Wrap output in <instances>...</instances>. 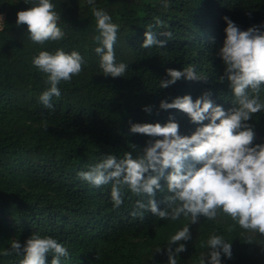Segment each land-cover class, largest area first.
<instances>
[{
    "label": "trees",
    "instance_id": "1",
    "mask_svg": "<svg viewBox=\"0 0 264 264\" xmlns=\"http://www.w3.org/2000/svg\"><path fill=\"white\" fill-rule=\"evenodd\" d=\"M3 1L11 10L0 29V250L39 233L67 248L69 256L61 264H167V238L187 220H165L143 209H136L142 216L131 215L141 197L126 189L123 203L114 208L110 184L91 186L77 172L87 171L104 154H139L149 137L130 133V122L163 123L172 113L181 134H191L196 125L180 110H161L162 99L191 94L195 100L210 89L215 103L231 107L232 93L218 81L224 68L216 56L225 35L222 18L228 16L242 29L264 22V0H169L167 7L161 0H96V7L119 25L114 51L117 61L128 65L119 77L99 68L95 19L86 0H53L64 36L44 44L32 42L27 26L16 24L17 12L30 5ZM148 25L157 39L167 41L164 47H141ZM56 48L79 51L85 63L70 81L60 82L61 96H53L54 107L48 109L38 101L47 87L45 74L31 61L39 50ZM189 64L206 79L181 78L158 87L167 78L166 68ZM145 105H151L150 113L143 111ZM249 123L254 142H264V111ZM163 197L156 196L161 209ZM232 223L221 214L216 222L202 217L191 225L192 239L182 241L185 250L177 264H194L206 250L200 241L213 230L233 240L232 257L224 264H264V247L245 243L239 226L228 233ZM21 258L13 251L0 255V264H19Z\"/></svg>",
    "mask_w": 264,
    "mask_h": 264
},
{
    "label": "clouds",
    "instance_id": "2",
    "mask_svg": "<svg viewBox=\"0 0 264 264\" xmlns=\"http://www.w3.org/2000/svg\"><path fill=\"white\" fill-rule=\"evenodd\" d=\"M167 7L169 0H161ZM30 5L17 12L16 24L26 25L29 39L37 44L59 41L64 31L59 26L61 14L53 0H24ZM95 19L97 35L93 48L99 68L104 75L124 76L128 65L116 59L114 44L119 25L103 8L96 7V0H86ZM226 26L223 42L216 56L224 66L218 77L226 82L232 93V106L225 109L211 98V90L193 100L191 94L178 95L159 102L161 110L177 109L186 114L189 122L196 125L191 134H181L180 124L169 113L161 123L130 122L129 132L144 134L149 139L141 152L133 157L125 152L121 158L108 153L87 171L77 176L94 187L111 185L113 207L123 203V190L141 199L135 202L131 215H143L136 209L150 211L161 219L187 220L167 238L163 249L167 264H177V257L185 250V243L192 239L191 225L201 218L216 222L221 214L233 222L227 232L239 226L245 243L264 247V142L255 143L254 126L249 123L253 114L264 111V22L242 29L228 16L222 18ZM0 17V27L4 25ZM157 23L159 21L157 20ZM170 37V32L161 34ZM141 47H164L165 39H157L152 25L143 33ZM32 65L43 74L47 87L38 101L52 109L53 96L59 98L61 81H70L82 70L84 57L77 50L54 51L41 49L32 57ZM166 79L158 81L159 88H167L178 80H203L193 65L181 69L166 68ZM151 105L143 106L150 113ZM206 122V123H205ZM163 181V183H162ZM163 193L166 207H158L156 196ZM233 241V240H232ZM232 241L215 230L200 241L201 252L194 264H224L232 257ZM15 252L22 258L19 264H61L67 258V248L57 239L33 233L23 244L13 240L10 249L0 250V255ZM50 256V260L46 257ZM223 257V259H222Z\"/></svg>",
    "mask_w": 264,
    "mask_h": 264
},
{
    "label": "rangeland",
    "instance_id": "3",
    "mask_svg": "<svg viewBox=\"0 0 264 264\" xmlns=\"http://www.w3.org/2000/svg\"><path fill=\"white\" fill-rule=\"evenodd\" d=\"M11 10V5L6 3L3 0H0V17L3 18V21L5 20V14L7 11ZM4 26V25H3ZM2 27H0L1 29Z\"/></svg>",
    "mask_w": 264,
    "mask_h": 264
}]
</instances>
